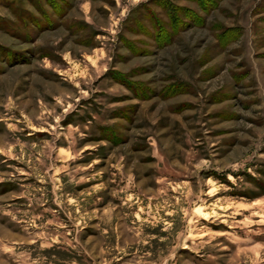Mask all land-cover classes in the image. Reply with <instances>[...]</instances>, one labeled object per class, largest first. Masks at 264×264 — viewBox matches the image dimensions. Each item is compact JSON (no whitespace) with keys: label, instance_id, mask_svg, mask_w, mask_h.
Segmentation results:
<instances>
[{"label":"rangeland","instance_id":"1","mask_svg":"<svg viewBox=\"0 0 264 264\" xmlns=\"http://www.w3.org/2000/svg\"><path fill=\"white\" fill-rule=\"evenodd\" d=\"M168 1L0 0V264H264V0Z\"/></svg>","mask_w":264,"mask_h":264},{"label":"trees","instance_id":"2","mask_svg":"<svg viewBox=\"0 0 264 264\" xmlns=\"http://www.w3.org/2000/svg\"><path fill=\"white\" fill-rule=\"evenodd\" d=\"M161 1H162L161 2L162 8L168 12V15L170 17L169 29H171V33L170 34L168 33V30H166V26L164 27L163 24H161L160 20L155 21V19L152 17L154 20L155 26H157V30H158L157 41H159L160 44L163 42L164 43L169 42L174 36V31L177 32L180 29H182L185 25L187 26L189 25V22L187 20L186 22L185 20L180 19L178 15H176V13L177 14L182 13L183 15L184 13L182 9H180L178 6L172 5V3L168 0H161ZM192 1L198 2L204 8V11L209 12L210 10L209 7H212L214 5L216 6L218 0H192ZM189 17L192 19L193 18L195 19L196 15L190 14ZM172 29L174 31H172Z\"/></svg>","mask_w":264,"mask_h":264},{"label":"bare ground","instance_id":"3","mask_svg":"<svg viewBox=\"0 0 264 264\" xmlns=\"http://www.w3.org/2000/svg\"><path fill=\"white\" fill-rule=\"evenodd\" d=\"M198 212H200V211H198Z\"/></svg>","mask_w":264,"mask_h":264}]
</instances>
